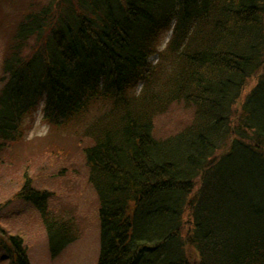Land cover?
<instances>
[{
  "label": "trees",
  "instance_id": "1",
  "mask_svg": "<svg viewBox=\"0 0 264 264\" xmlns=\"http://www.w3.org/2000/svg\"><path fill=\"white\" fill-rule=\"evenodd\" d=\"M32 6L3 60L0 141L22 136L41 101L59 127L93 141L97 264H264V0ZM173 104L189 122L157 136ZM18 196L44 217L53 255L78 238L28 177ZM3 243L10 264H31L20 235Z\"/></svg>",
  "mask_w": 264,
  "mask_h": 264
},
{
  "label": "rangeland",
  "instance_id": "2",
  "mask_svg": "<svg viewBox=\"0 0 264 264\" xmlns=\"http://www.w3.org/2000/svg\"><path fill=\"white\" fill-rule=\"evenodd\" d=\"M47 1L0 0V89L4 84L3 60L15 27L29 7ZM165 36L164 45L170 33ZM157 60L156 55L151 58L154 63ZM256 82L255 77L243 96ZM43 108V103L39 104L27 115L22 137L12 142L0 141V245L18 234L27 247L31 264H97L101 245V206L90 179L85 153L93 141L72 131L54 128L44 118ZM240 109L241 105H237L236 111L240 112ZM190 114L182 104H173L156 117L155 134L165 137L175 133L189 122ZM27 177L35 189L47 193L50 214L74 220L72 231L78 238L59 254L51 252L41 212L18 196ZM190 228L188 222L184 233ZM2 253L7 255L0 247V264H10L11 259L8 256L2 259ZM191 260L192 264H197L194 257Z\"/></svg>",
  "mask_w": 264,
  "mask_h": 264
}]
</instances>
